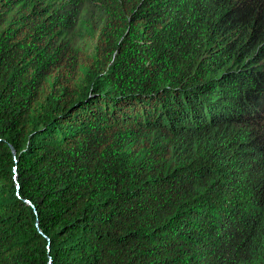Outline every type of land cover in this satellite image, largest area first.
Here are the masks:
<instances>
[{
  "label": "trees",
  "instance_id": "16d2710c",
  "mask_svg": "<svg viewBox=\"0 0 264 264\" xmlns=\"http://www.w3.org/2000/svg\"><path fill=\"white\" fill-rule=\"evenodd\" d=\"M0 264H264V0H0Z\"/></svg>",
  "mask_w": 264,
  "mask_h": 264
}]
</instances>
